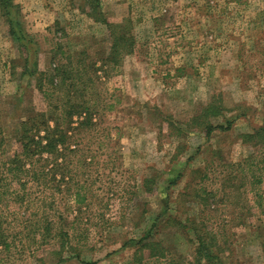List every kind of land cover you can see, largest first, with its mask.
Segmentation results:
<instances>
[{"label":"rangeland","instance_id":"rangeland-1","mask_svg":"<svg viewBox=\"0 0 264 264\" xmlns=\"http://www.w3.org/2000/svg\"><path fill=\"white\" fill-rule=\"evenodd\" d=\"M7 1L0 264H180L178 255L187 263L195 232L220 264H264V0H99V14L94 0ZM101 18L132 35L117 66L101 67L110 41ZM10 27L30 39L25 49ZM67 54L89 68L60 86L48 75ZM67 96L88 107L72 114L67 140L33 165L3 164L19 149L20 121L42 110L61 119ZM209 122L223 128L208 136ZM34 133L45 142L46 128ZM163 210L160 221L190 220L163 223L158 237L170 251L148 257L127 241Z\"/></svg>","mask_w":264,"mask_h":264},{"label":"trees","instance_id":"trees-1","mask_svg":"<svg viewBox=\"0 0 264 264\" xmlns=\"http://www.w3.org/2000/svg\"><path fill=\"white\" fill-rule=\"evenodd\" d=\"M95 4L94 7L96 11L99 14V0H94ZM8 5L7 0L0 1V10L2 12V15L5 16L6 14L12 13V10L10 9V5L8 6V11L5 10V8ZM102 22L105 23L107 27L108 32V38H109V47L108 52L106 56L101 58V67H104V65H111V66H117L119 63H121V60L123 59L125 54H129L133 51V45L134 41L132 38V35L130 33V30L123 27L125 24H120L117 22L109 21L107 18L102 19ZM100 20V21H101ZM14 25L17 27L20 26V22L17 20L14 21ZM11 28V33L15 34L16 41L20 44V47L25 49L27 45H24V43H29L30 39L27 38L26 34L23 32H15ZM27 50V49H26ZM85 50H82L80 53L87 55ZM75 55H69L67 54V60L68 64H58L52 68V70L49 73V79H51L52 82L56 79L54 83L60 82V86L64 85L65 82L69 81L70 78L75 77L78 73L81 74V71L86 67L89 68V65L84 63L83 67L79 64L76 66H73V57ZM55 55L52 56V60H54ZM72 59V60H70ZM74 59H78V62L81 63V58L79 56L75 57ZM91 64H95V61H93ZM35 70V68H34ZM27 71V70H26ZM45 72L40 71L37 67L36 62V87L42 91L43 90V80L45 79ZM77 77V76H76ZM81 76H79L80 78ZM58 80V81H57ZM71 80V79H70ZM68 92V90H67ZM73 92V91H72ZM42 93L47 97L49 95L48 91H42ZM83 94V93H81ZM62 117L59 119L56 114L53 112L47 110V111H36L33 115L27 116L26 118L22 119L20 121V132L17 137V142L19 144V149L17 151H14L12 155L7 156L6 162L3 164L10 165L11 167H19L21 169L26 165V161H29L31 165H33V158L36 157V161H40V151L46 150L48 152H51V150H54V145L57 143V141L65 142L67 140L66 131L70 128L71 116L74 112L81 111L83 109L88 111V107H86L83 103L81 104H75L73 101H71V96H67L65 101L62 105ZM211 108L210 105L206 107V109ZM53 120V126L50 127L48 121ZM61 120L64 126H62L58 121ZM91 122L90 114L88 115V118L85 117V119H82L78 122V125H86ZM41 127L46 128L47 134L45 138L44 143H40L37 140L34 139L36 131H38ZM223 128L222 125H212V123H208L206 127V133L209 135L210 131L213 128ZM248 136H251L247 134ZM40 138V137H39ZM2 140L0 139V142ZM40 144V145H39ZM41 147V149H40ZM152 179H145L143 182L144 190L148 193L153 191V188L151 184L149 185L148 181ZM173 184V183H172ZM191 191V188H190ZM167 201V200H166ZM165 207L167 208V202H165ZM165 210V209H164ZM160 213L156 216V219L151 224V226L146 230L145 234H143L141 237L137 239H129L127 243L133 244V246H139L141 250H147V256H154L157 258L164 257L165 255V248H166V254L170 250L167 249V246L165 242L158 237L160 234V227L163 226V223L172 222L176 224L174 227L179 228V225L181 227H186V220L190 219H183L173 217L172 215H168L165 217L164 221H160V219L164 216L165 212ZM193 222V221H192ZM189 223V222H188ZM192 227V226H191ZM195 226L192 227V229L195 231ZM49 235V234H48ZM194 241L195 245L193 247L194 256L192 257V260L189 259L185 262H183L182 256L178 255L177 257L181 259L180 264H220L218 261V254L216 251L213 250V245H209L205 241V237L201 235L198 232H195L194 235ZM66 242V240L64 239ZM62 241L60 243V246L62 248H65V242ZM138 249V248H137ZM137 251V250H135ZM141 253H145L142 251ZM183 260V261H182Z\"/></svg>","mask_w":264,"mask_h":264},{"label":"crops","instance_id":"crops-1","mask_svg":"<svg viewBox=\"0 0 264 264\" xmlns=\"http://www.w3.org/2000/svg\"><path fill=\"white\" fill-rule=\"evenodd\" d=\"M99 8H100V10H102L101 9V7H100V3H99ZM46 12H48V10H46ZM38 15V14H37ZM37 15H36V17H37ZM51 22V21H50ZM50 22L49 23H47V24H45V26H47L48 24H50ZM38 23V22H37ZM51 51V53H52V50H50ZM50 51L48 50V53H50Z\"/></svg>","mask_w":264,"mask_h":264}]
</instances>
